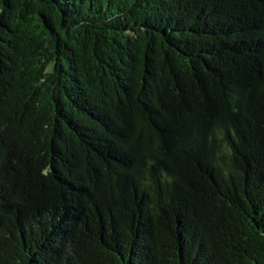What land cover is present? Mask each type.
Wrapping results in <instances>:
<instances>
[{
    "label": "trees",
    "instance_id": "16d2710c",
    "mask_svg": "<svg viewBox=\"0 0 264 264\" xmlns=\"http://www.w3.org/2000/svg\"><path fill=\"white\" fill-rule=\"evenodd\" d=\"M0 264H264V0H0Z\"/></svg>",
    "mask_w": 264,
    "mask_h": 264
}]
</instances>
